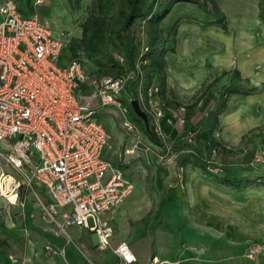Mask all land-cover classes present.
Instances as JSON below:
<instances>
[{"label":"rangeland","instance_id":"1","mask_svg":"<svg viewBox=\"0 0 264 264\" xmlns=\"http://www.w3.org/2000/svg\"><path fill=\"white\" fill-rule=\"evenodd\" d=\"M200 1L211 13L221 10L226 15L227 29L207 23L216 16L207 14L197 0L175 5L157 27L169 38L164 51L165 88L154 80L146 91L145 78L135 86L129 80L122 93L129 113L124 115L115 106L96 111L110 135L105 158L135 183L114 217L116 238L137 229L143 237L132 248L141 263L151 251L159 253L156 246H160L165 263L264 264V20L260 11L264 0ZM36 2L34 11L66 42L62 56L68 61L79 58L90 81L108 74L87 58L82 42V24L94 0ZM139 25L136 44L142 52L151 37L149 29L142 22ZM112 50L122 60L120 52ZM223 72L226 75L214 81ZM231 86L257 89L249 95H226ZM201 97L207 100L203 109L197 107ZM134 100L151 122L160 125L165 144L177 153L176 165L156 160L153 164L147 146L158 148L144 137L139 122L134 121V130L126 126V119L132 121L135 113ZM155 107L163 112L159 121ZM135 141L140 142L138 151L127 154ZM226 175L254 183L232 189L218 181ZM34 187L23 185L18 202L11 196L12 201L0 200V264L102 263L93 235L85 232L78 240V229L70 230L75 238L63 233L45 208V190ZM109 254L108 249L103 253ZM72 255L79 260H72Z\"/></svg>","mask_w":264,"mask_h":264},{"label":"built area","instance_id":"2","mask_svg":"<svg viewBox=\"0 0 264 264\" xmlns=\"http://www.w3.org/2000/svg\"><path fill=\"white\" fill-rule=\"evenodd\" d=\"M0 14V200L18 202L23 185L35 190L37 184L49 196L45 208L63 233L71 226L88 229L100 248H109L114 227L108 214L132 194L135 183L105 158L110 135L95 115L107 106L129 113L122 93L133 73L90 81L79 58L61 63L66 42L39 13L24 14L16 0H2ZM148 50L144 46L140 57ZM153 111L159 121L162 110ZM151 123L163 143L154 144L158 149L147 146L151 162L176 165L177 153L165 144L160 125ZM125 124L136 128L128 118ZM139 143L127 154L138 151ZM114 252L122 264L138 261L128 241H120ZM162 263L152 255L146 264Z\"/></svg>","mask_w":264,"mask_h":264},{"label":"trees","instance_id":"3","mask_svg":"<svg viewBox=\"0 0 264 264\" xmlns=\"http://www.w3.org/2000/svg\"><path fill=\"white\" fill-rule=\"evenodd\" d=\"M197 1L207 14L211 13L206 4L200 0ZM16 2L24 14L35 12L33 9L34 0H16ZM183 2H193V0H94L93 9L82 24V42L87 58L99 67H104L105 72L108 73L106 75L127 76L133 73V77L129 79L132 86L137 85L142 78H145L146 91L154 80H157L161 88L164 89L167 77L164 51L169 38L161 34L157 27L175 5ZM260 11L264 20V4L261 6ZM211 14H214L216 18L207 23L220 24L226 30V15L221 10ZM138 22H142L144 28L149 29L151 37L149 50L141 57L136 44L138 29L142 27ZM112 49L120 52L122 60L115 55ZM138 62L139 67H137ZM226 73L223 72L214 81L218 82ZM235 73L240 76L239 70H235ZM127 89L129 93L134 94L131 86ZM256 89L255 86L250 90L239 86H231L226 95L236 92L249 95ZM201 99L202 97L199 101ZM225 102L226 99L223 100V103ZM132 115V121L139 122L142 132L153 144L158 146L163 144L155 133L148 115V124L136 112H133ZM196 152L202 156L200 148L197 147ZM218 181L235 189H242L252 184V182L254 183V181L247 178L231 177L229 175L219 177ZM0 241H2L1 236Z\"/></svg>","mask_w":264,"mask_h":264},{"label":"crops","instance_id":"4","mask_svg":"<svg viewBox=\"0 0 264 264\" xmlns=\"http://www.w3.org/2000/svg\"><path fill=\"white\" fill-rule=\"evenodd\" d=\"M0 20H2V15L0 14ZM68 62V60H66L65 58H64V55L62 56V58H61V63L62 64H66ZM225 76V75H224ZM223 78V77H222ZM221 78V79H222ZM90 88H91V86H89ZM202 100V99H201ZM200 100V103H199V105L197 106L199 109H203V108H205L206 107V105H207V100L206 99H203L202 101ZM144 137H146L147 138V136L146 135H144ZM125 172V171H124ZM220 183V182H219ZM221 184V183H220ZM223 185V184H222ZM224 186H226V185H224ZM226 187H229V186H226ZM229 188H232V187H229ZM179 189V188H178ZM232 189H235V188H232ZM46 193V192H45ZM133 193V192H132ZM46 195H47V193H46ZM132 195V194H131ZM130 195V196H131ZM129 196V197H130ZM128 197V198H129ZM127 198V199H128ZM4 199V198H3ZM3 199H1V200H3ZM47 199L49 200V196L47 195ZM126 199V200H127ZM126 200L124 201V203L120 206V207H118V208H116V209H114L113 211H111L109 214H108V217H109V219H110V222L112 223V225H113V227H114V234H113V236H112V238H111V245L113 244L114 246H112L113 248H112V250H110L109 248H106V249H102V248H100L99 247V244H98V237L96 236V234L94 233V232H92V231H90V230H88V229H84V228H80V227H77V226H71V227H69L68 228V233L69 234H71L70 233V230H72V229H78L79 231H80V233H79V235L77 236V239L78 240H80V239H83L82 238V235H84V233L86 232V233H88V234H92L93 235V238L94 239H96L97 240V246H98V249H99V254H101L102 255V263H96V262H93L92 264H122V261H121V259H120V257L114 252V248L118 245V243L120 242V241H123V240H125V241H128L129 242V244H130V246H131V248H132V244H133V242H135L136 240H138V239H140L141 237H143L141 234H140V232L137 230V229H133L131 232H124V234H120V235H118L117 236V238H116V232H117V230H116V227H115V221H114V217H115V215L117 214V213H119L120 211H121V209L123 208L122 206L126 203ZM31 202H28V205L26 206L27 208H29V206H31ZM63 210H67V208H63L62 209V211ZM60 219H61V217H60ZM72 235V234H71ZM73 236V235H72ZM74 237V236H73ZM75 238V237H74ZM156 248H157V250H159V253L157 252H154V251H151L150 253H149V255H148V258H147V260H146V262L145 263H141L140 262V260H139V257H138V255L136 254V252L134 251V249L132 248V250H133V252L136 254V256H137V259H138V261L135 263V264H146L147 263V261H148V259H149V257L150 256H152V255H156V256H158L162 261H163V263L162 264H180L179 262H172V263H168V261H166V263H165V260H163L162 258H165V257H163L162 255H164V251H163V249H162V247H160V246H156ZM107 249L110 251V254L109 255H103V253L104 252H106L107 251ZM78 258V257H77ZM77 258H75V255H72L71 256V259L73 260H75V259H77ZM78 260H79V258H78ZM87 264H91V262H89V263H87Z\"/></svg>","mask_w":264,"mask_h":264},{"label":"water","instance_id":"5","mask_svg":"<svg viewBox=\"0 0 264 264\" xmlns=\"http://www.w3.org/2000/svg\"><path fill=\"white\" fill-rule=\"evenodd\" d=\"M132 105L134 107V111L144 119L146 124H148V116L144 111L141 110V108L139 106V102L137 100H134L132 102Z\"/></svg>","mask_w":264,"mask_h":264}]
</instances>
